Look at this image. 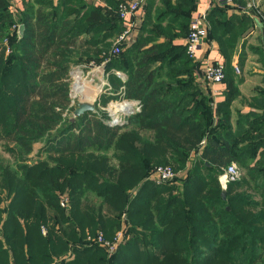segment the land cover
Here are the masks:
<instances>
[{"label": "trees", "instance_id": "16d2710c", "mask_svg": "<svg viewBox=\"0 0 264 264\" xmlns=\"http://www.w3.org/2000/svg\"><path fill=\"white\" fill-rule=\"evenodd\" d=\"M123 1L27 0L16 15L10 0H0V148L25 162L42 143L38 154L46 156L23 164L20 174L0 168V264H264V211H253L260 205L250 195H233L241 182L230 183L224 198L218 180L229 165L244 162L264 194V156L250 167L255 143H264L262 114H252L259 135L246 147L225 120L211 131L210 91L179 43L199 0H148L137 40L111 55L126 27ZM230 8L210 10L208 36L228 65L253 22L246 13L228 17ZM18 24L22 36L13 30ZM87 63H104L100 106L139 102L126 125H110L97 105L74 116L71 72ZM227 71L230 93L217 110L229 115L239 92ZM190 162L180 183L147 180L158 166L179 173ZM121 230L124 244L111 255L86 241L97 232L113 241ZM199 249L207 250L205 258Z\"/></svg>", "mask_w": 264, "mask_h": 264}, {"label": "crops", "instance_id": "0c3cea01", "mask_svg": "<svg viewBox=\"0 0 264 264\" xmlns=\"http://www.w3.org/2000/svg\"><path fill=\"white\" fill-rule=\"evenodd\" d=\"M10 1L12 4V10L14 14L18 15V12L24 9V3L27 0H10ZM126 1L128 0H124L122 3ZM244 1H248V0H244ZM251 1L253 2L254 7H256L255 9H252L251 7L252 4L248 1V2H244L243 6L239 5L240 10L239 9L229 10L227 16L230 17L231 15L234 14L239 15L243 13H246L251 16L253 22H252L251 31L248 33L249 35H246L244 39L245 41L247 39L246 41L247 48L244 51L247 54L249 52V47L253 46L254 47L252 49V51H254L253 54H260V53L264 54V0H251ZM147 2L148 0H146L143 9H141L137 13V17H136L137 26L132 35L133 41H135L138 34V28H140L145 18V8ZM210 3L211 0H199L196 9H194V12L192 13V16L194 17L197 13H200L208 9ZM253 10L255 11V13H257V15L251 14V12H254ZM179 43L184 45L185 39L179 40ZM240 52H241V45H240ZM205 59H209L211 63L224 64L225 66L226 58L222 55L218 43L212 38L207 39V42L203 47V50H201L198 54V61L201 63V65L198 68L199 70L195 74L197 76V82L199 80L203 81V66H204L203 64L205 62ZM257 64L258 63L256 62L254 66H252V64L249 62V66L242 68V75L240 76V80L236 82L239 90V95L227 108L228 112L230 113L229 115L227 113L223 114V112H220L219 109L217 110L218 104L225 101L226 95L228 94L227 92L230 93V90L227 91L226 81L224 83L211 85V86L204 81H203L204 84H202V87L205 88V91H210V99L212 100L211 105L213 109L216 110L214 115L215 118L213 120V125L211 126V131H213V129L218 131L221 127L220 122L222 120H225V127L228 123L229 130L230 132H232L231 134L236 135L237 140H239L238 142H241L240 144L245 147L249 143L248 142L249 139L254 140L255 137L259 135L257 129L254 126L255 119L252 118V114L260 115L262 111V106L259 103V99L262 97L261 95L264 93V80H263L264 77L261 75L263 71L256 67ZM116 74L123 80L126 79L125 74L121 72H117ZM124 102L129 107L127 109L128 110L127 112L128 113L131 112V114H129L127 118L140 111V106L138 101L124 100ZM198 155L199 152L192 153L191 161L194 160L195 157ZM250 166L252 167L254 166V164L252 163ZM188 167L189 168L191 167V162L188 163ZM184 171L185 172L183 175H185L187 170Z\"/></svg>", "mask_w": 264, "mask_h": 264}, {"label": "rangeland", "instance_id": "374dc122", "mask_svg": "<svg viewBox=\"0 0 264 264\" xmlns=\"http://www.w3.org/2000/svg\"><path fill=\"white\" fill-rule=\"evenodd\" d=\"M30 1H33V0H30ZM248 1L252 4L251 5L252 9H255L256 7H254L253 2L251 0H248ZM248 1L241 0L240 2H238V0H234L233 3L231 5H229L231 7L230 10H232V9H239L240 10L239 5L244 4V2H248ZM251 14L257 15V13H255V11L251 12ZM19 26H20L19 24L17 26H13V30H15V32H17ZM140 28H141V26H140ZM140 28H138V34H139ZM250 31H251V28L248 32L244 33L240 37V39L237 40V45H236L234 51H232L231 56H230L231 57L230 58V65H228L227 60L225 62V69L227 70V67H228L227 73L229 72V74H231L232 77H235L236 82H238L240 80V76L242 75V68L249 66V62L252 64V66H254V64L257 62L258 64L256 67L263 71V73L261 75L264 77V54L263 53L253 54L254 53V51H252V49L254 48L253 46L249 47V52L247 54L244 51L247 48V42H246L247 39H246V41L244 39H245L246 35H249L248 33ZM138 34H137L135 41L138 38ZM117 38L118 37H116L115 40H113L112 50L110 52L111 55H114L113 50L116 46ZM135 41H133V40L130 41L127 46H131ZM240 45H241V52H240ZM127 46H125V47H127ZM245 55H246V57H245ZM248 56H249V59H248ZM87 64L75 65V66H73V69L71 72V77H72L71 97L73 100L74 108H77L78 105L81 103H89V104H93L94 106L97 105L98 108H96V109L101 110V111L104 110L109 114V116L111 118L109 121L110 125H112V126H124V125H126L127 116L129 114H131V112L130 113L127 112L128 111L127 109L129 107L125 104L124 100L111 101L107 104L106 107L100 106L101 105V103H100L101 97L105 93L104 87H106L108 84V82H107L108 78H107L105 71H104V68H103L104 63L101 65H96V64H92V63H90L88 65ZM193 64L201 65L198 62H194ZM263 80H264V78H263ZM237 89H238V86H237ZM238 92H239V90H238ZM261 96L262 97L259 99V103L261 106H263L264 105V93ZM70 116L73 118L74 117L73 113H71ZM128 128L131 129L132 126H128ZM248 141H252V139H249ZM262 145L263 146L258 145V142L255 143V146L253 149L255 151V158H254V163H253L254 165L256 164L257 161H260L262 159V157L264 156V143H262ZM42 147H43L42 143L36 144L33 154L31 156H29L25 162L15 160L9 153L4 151L3 148H0V168L10 167L11 169L19 172V174H20L21 173L20 167H22L23 164H30L31 162H34L35 160H38L39 158L40 159L46 158L45 155H41V154L39 155L38 154V152L42 149ZM109 156H111L110 157L111 163L116 164V161L113 157L114 156L113 152H110ZM235 165L237 166V169L239 172V179L237 181L231 182V183L241 182V186L236 189V191L234 192L233 195H235V194H240L241 196H245V195L249 196L250 195V199H252L254 202H256L260 205V207L254 208L253 211L256 213H260V212L264 211V194L261 195L260 194L261 191L259 189L255 188L256 182L253 183L249 180V178H250L249 173L247 171L246 166L244 165V162L241 163L240 165L239 164L238 165L235 164ZM188 169H189V167L187 165V169H186L187 172L185 173V175H183L185 172L184 170L179 172V173H176L177 174L176 178H178L177 179L178 181H176V182L180 183L179 179H181V178L184 179L186 177V175L188 173ZM223 173H224V170L219 175L218 180H219V184H220L221 188L223 190H227L228 185L230 183H228L227 186L225 187L222 185V183L220 181V176ZM147 180H149V176H148ZM173 182H175V181H173ZM173 182H169V183H173ZM151 183H153L157 186H162V185L166 184V183L156 184L154 182H151ZM134 192L135 191H133V190L130 191L131 194H134ZM66 197H67V195L62 196L63 199L61 200V205H62V201ZM68 199H67V201H68L67 205L62 206L66 209L69 208V200ZM5 205H6V203H5ZM106 211H108V210H106ZM262 225L264 226L263 222H262ZM123 226H125L124 223H123ZM98 233L99 232H97V234H92V235L88 234L86 237V241H88L89 238H96L99 235ZM121 244H124V239H123V243H121ZM94 245H98V244H94ZM100 247L106 249L103 246H100ZM106 250H108V249H106ZM199 251H201V256L203 258H205L207 250L199 249ZM71 253H72V251H70L67 254V257L74 256ZM61 258L58 259L56 262H60L62 260ZM218 262H217V264H219ZM191 263L192 262H184L183 264H191ZM199 263H201V262H199ZM229 263L230 264H239L238 262H229Z\"/></svg>", "mask_w": 264, "mask_h": 264}, {"label": "built area", "instance_id": "2783aa9c", "mask_svg": "<svg viewBox=\"0 0 264 264\" xmlns=\"http://www.w3.org/2000/svg\"><path fill=\"white\" fill-rule=\"evenodd\" d=\"M234 0H211L208 9L197 13L194 17L192 16L190 22V29L187 38H185L186 53L190 59L198 62V54L205 46L209 32H210V21L209 14L210 10L217 6L231 5ZM146 0H128L120 5L119 15L122 20L126 22L125 30L118 36L116 46L113 50L114 55H118L122 52L123 48L133 40V33L137 26V13L143 9ZM128 20V21H126ZM19 28V27H18ZM201 64V63H200ZM203 81L208 85H216L225 82L226 73L224 64L211 63L209 59H205L203 64ZM264 119V107L261 111ZM203 142L202 144H204ZM177 177L173 167L158 166L149 175V180L156 184H163L173 182ZM239 179V172L235 164L229 165L224 169V173L220 176V181L223 186H227L228 183L235 182ZM68 203L67 198L62 201V206H66ZM125 229V226H123ZM96 238H89L88 242L90 245L98 244L108 249V253L111 255L123 243L124 231L121 230L113 241H108L103 236V233L99 232Z\"/></svg>", "mask_w": 264, "mask_h": 264}, {"label": "water", "instance_id": "95a60500", "mask_svg": "<svg viewBox=\"0 0 264 264\" xmlns=\"http://www.w3.org/2000/svg\"><path fill=\"white\" fill-rule=\"evenodd\" d=\"M24 32V26L21 25L18 28V35L22 36ZM95 111V106L93 104H89V103H81L78 105V107L75 109L74 111V116L75 117H79L83 114H85L86 112H93ZM223 197H226V191L224 190L222 192Z\"/></svg>", "mask_w": 264, "mask_h": 264}]
</instances>
